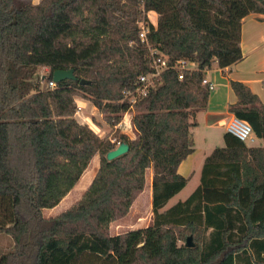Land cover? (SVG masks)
<instances>
[{
	"label": "trees",
	"instance_id": "16d2710c",
	"mask_svg": "<svg viewBox=\"0 0 264 264\" xmlns=\"http://www.w3.org/2000/svg\"><path fill=\"white\" fill-rule=\"evenodd\" d=\"M19 2L0 0V195L12 198L0 209V234L13 240L0 264H264L260 169L207 160L191 195L165 208L189 180L178 168L195 150L191 129L211 93L203 84L206 70L242 59L238 46L223 44L232 24L264 14V0ZM152 10L156 25L148 17ZM142 20L151 45L171 64L186 59L197 69L182 71V79L178 69L162 73L133 105L134 137L101 136L75 117L76 97L92 101L109 125L119 124L130 108L124 92L151 71L149 49L139 37ZM71 68L76 79L53 80L54 71ZM39 69H47L40 78ZM230 84L237 101L229 111L264 138L261 98L242 81ZM113 135L130 148L108 160L117 147ZM224 140L229 148L245 147L228 131ZM96 156L99 168L81 198L45 216ZM149 168L152 226L112 234L111 224L145 189ZM189 236L193 247L185 246Z\"/></svg>",
	"mask_w": 264,
	"mask_h": 264
},
{
	"label": "crops",
	"instance_id": "0c3cea01",
	"mask_svg": "<svg viewBox=\"0 0 264 264\" xmlns=\"http://www.w3.org/2000/svg\"><path fill=\"white\" fill-rule=\"evenodd\" d=\"M150 13L156 14V21H158V13L152 10L149 11V16ZM234 26L236 39L233 45L240 48L242 59L226 67H220L215 63L210 69L206 70V77L217 84L218 88L211 91L207 106L197 114L199 125L201 124V115L206 120H212L213 124L216 123L215 119H219V124L225 123V128L222 131L223 138L227 132L226 124L228 120L235 116L229 111V106L237 101V96L230 84L231 80H239L247 84L253 92L259 95L264 104V14L250 13L241 20L240 24H234ZM217 149H219L218 153L210 157ZM207 160L218 162L239 161L264 172V138L257 137L254 133L252 139L246 141L245 147L242 148H229L225 145L224 140L223 145L220 147L199 151L195 144L194 152L181 162L178 172L188 177V181L198 176L201 182L202 169ZM152 178L153 170L149 168L145 189L136 199L146 198L151 206ZM72 191L60 202H66L63 210L79 200L84 193H81V196H76ZM60 203L57 206H60ZM165 208L168 207L165 206ZM49 209V215H46L47 209L44 210L47 217L52 216V213H56L55 209Z\"/></svg>",
	"mask_w": 264,
	"mask_h": 264
},
{
	"label": "rangeland",
	"instance_id": "374dc122",
	"mask_svg": "<svg viewBox=\"0 0 264 264\" xmlns=\"http://www.w3.org/2000/svg\"><path fill=\"white\" fill-rule=\"evenodd\" d=\"M18 1H20L19 3L22 4L24 2L38 3L40 0H18ZM0 16H3V14L0 13ZM150 17L153 22L155 23L157 22L156 14L150 13ZM235 31H236L235 26L234 24H232L231 37L229 40L225 41L223 45L225 46L233 45L236 39ZM46 72L47 69H39L38 72V74L40 75L39 78ZM43 86H45V84H43ZM76 101L79 106L75 117L79 122L88 124L98 134L107 135L111 131L113 133L114 132L121 133L122 130L125 128L126 130L129 131L130 134L136 132V129L134 128L132 123H129L131 125L130 127H128L127 124H123L124 125L123 127L120 126V124L124 119L131 120L133 118L135 114V110L133 107L129 108L127 112L121 113L122 120L119 122V124H117V126L114 127L108 124V122L104 118V114H102L99 111V109L94 105L92 101L85 99L81 96H77ZM201 117H202L200 120L201 124L198 127H194L191 129L196 141L197 149L199 151L200 150L207 151L208 149L222 146L224 141L222 131L225 128V123L219 124V119H215L216 123L213 124L212 120L210 119L206 120L203 115H201ZM112 139H118V137L117 136L115 137V135H113ZM99 164H100L99 156L94 157L91 163L89 164L88 168L86 169V171L83 173L78 184L72 191L76 196L77 195L81 196V193L87 190L88 186L90 185L94 176L96 175V172L99 168ZM199 183H200V178L198 176L192 178L190 181H188L187 185L177 195L172 197V199L167 203L166 207H169L180 200H185L186 198H188L191 195V193L196 189V187L199 185ZM10 199L12 200L11 196L0 195V209H7L9 207L8 201ZM9 203L12 204L11 201ZM65 203L66 202L64 203L62 202L60 203V206L51 208V209H55L56 211L55 214L52 213V216L60 213L64 209L63 206L65 205ZM48 210L50 209L46 210V215L50 214ZM152 224H153L152 206L149 204V202L146 201V198H143L142 200L138 199L133 203L130 212L126 216L117 219L111 224V232L112 234H124L128 231L143 229L152 226ZM12 246H13L12 238L10 236H7L6 234H0V255L3 252H6Z\"/></svg>",
	"mask_w": 264,
	"mask_h": 264
},
{
	"label": "built area",
	"instance_id": "2783aa9c",
	"mask_svg": "<svg viewBox=\"0 0 264 264\" xmlns=\"http://www.w3.org/2000/svg\"><path fill=\"white\" fill-rule=\"evenodd\" d=\"M149 20L154 25H156V23L152 21L151 17ZM139 27H140V31H139L140 40L149 49V54L151 57V71H149L146 74L140 75L135 83V87L133 89L126 90L124 92V97L122 98V101H127V103L130 104V108L133 107V105L140 98L145 97L149 93L150 89L155 87L160 82L161 75L164 71L170 68L178 69L181 71L180 79H182L183 78L182 71L184 70L192 71L197 69V64L194 61H188L186 59H180L175 61L174 64H171L168 55L162 53L158 48L153 47L151 45L148 36L149 25L147 21L142 20L139 23ZM55 84L56 83L54 81L50 83V85L53 87L55 86ZM203 84H206L211 91L218 88L217 84H215L207 77L203 79ZM129 123H132L134 128L136 129L132 119L131 120L124 119L120 124V126L123 127L124 126L123 124H127L128 127H130L131 125ZM226 129L229 133H231L232 135H234L243 142L252 139V135L254 133L252 126L247 121L242 120L237 116H232L228 120L226 124ZM122 132L128 134L130 137H134L136 135V132L130 134L129 131L126 130V128L123 129ZM112 141L117 143V146L120 143H122L117 139H112Z\"/></svg>",
	"mask_w": 264,
	"mask_h": 264
},
{
	"label": "water",
	"instance_id": "95a60500",
	"mask_svg": "<svg viewBox=\"0 0 264 264\" xmlns=\"http://www.w3.org/2000/svg\"><path fill=\"white\" fill-rule=\"evenodd\" d=\"M66 79H76V76L74 74V69L73 68L68 69V70L58 69V70L54 71L53 80L56 83L64 81ZM89 82H90L89 80H85V79H82L80 81L81 84H87ZM129 148H130L129 143L122 142L115 149H112L111 151H109L107 153L106 157H107L108 160H112V159H114V158L126 153L129 150ZM194 245L195 244L193 242L192 236H189L187 238L185 246L193 247Z\"/></svg>",
	"mask_w": 264,
	"mask_h": 264
}]
</instances>
